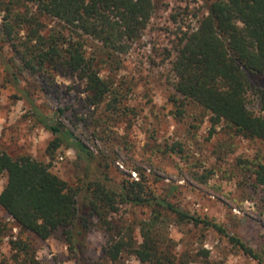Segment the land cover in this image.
<instances>
[{
  "label": "trees",
  "instance_id": "obj_1",
  "mask_svg": "<svg viewBox=\"0 0 264 264\" xmlns=\"http://www.w3.org/2000/svg\"><path fill=\"white\" fill-rule=\"evenodd\" d=\"M154 9L153 0H0V67L16 92L12 97L27 102L32 121L53 136L46 150L51 159L65 146L85 162L83 178L70 185L30 155L14 158L0 152V174L6 176L0 208L22 234L63 242L76 264L92 261L86 239L95 221L111 232L110 217L123 205L147 208L150 216L139 223L138 245L131 228L111 234L102 251L104 261L116 263L127 254L140 264H190V255H177L176 244L164 231L173 221L213 229L264 264V258L222 225L173 204L169 198L176 187L161 196L149 188L147 176L138 168V180L112 179L108 160L89 151L57 118L45 115L20 86L25 71L48 78L68 74L83 83L90 107L116 111L122 90L103 70L122 67L123 57L141 39ZM205 10L196 27L180 28L167 55L175 114L182 116V109L193 104L209 114L213 129L224 125L245 139L264 142V114L247 108L248 75L264 74V0H208ZM45 20L56 26L47 30ZM1 44L10 46L12 56ZM252 174L264 192V163H254ZM11 247L28 255L26 239L19 238Z\"/></svg>",
  "mask_w": 264,
  "mask_h": 264
},
{
  "label": "rangeland",
  "instance_id": "obj_2",
  "mask_svg": "<svg viewBox=\"0 0 264 264\" xmlns=\"http://www.w3.org/2000/svg\"><path fill=\"white\" fill-rule=\"evenodd\" d=\"M207 1L153 0L152 17L141 39L123 57L122 67L103 70V75L122 90L116 111L90 107L83 83L68 74L48 78L25 71L20 86L30 92L45 115L57 118L89 151L108 160L112 179L138 180V168L157 194L164 196L176 187L169 198L173 204L222 225L264 258V192L255 185L252 174L254 163H264V142L245 139L224 125L213 129L209 114L193 104H187L178 117L171 101L168 52L180 28L197 26L198 15L206 13ZM44 23L47 30L56 26L53 20ZM1 45L6 55L12 56L10 46ZM248 83L247 108L256 115L264 114V74L248 75ZM15 94L0 67V152L14 158L30 155L75 185L83 178L85 162L65 146L51 159L46 150L53 136L32 121L30 105L13 98ZM5 182V174H0V192ZM149 216L147 208L123 205L110 217L111 232L95 221L86 239L92 260L89 264H140L127 254L116 263L104 261L102 251L110 235L124 228L132 229L138 245L139 223ZM0 227H4L0 232V264H76L63 242L22 234L1 208ZM164 231L176 244L177 255H190V264H258L213 229L171 221ZM19 238L29 244L28 255L11 247Z\"/></svg>",
  "mask_w": 264,
  "mask_h": 264
}]
</instances>
